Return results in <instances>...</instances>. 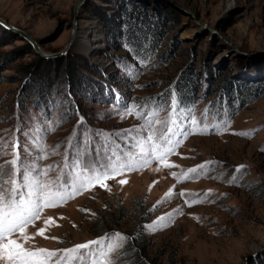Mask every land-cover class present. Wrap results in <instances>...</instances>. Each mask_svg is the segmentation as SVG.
Here are the masks:
<instances>
[{"label":"rangeland","instance_id":"obj_1","mask_svg":"<svg viewBox=\"0 0 264 264\" xmlns=\"http://www.w3.org/2000/svg\"><path fill=\"white\" fill-rule=\"evenodd\" d=\"M77 1L0 0V18L35 41L0 25V164L13 158L14 140L22 161L32 159L25 147L36 153L33 140L42 143L41 166L55 167L69 139L86 134L93 148L115 149L144 123L123 112L125 102L147 104L146 114L173 92L200 126H187L164 163L44 209L25 247L72 248L119 232L126 239L111 264H264V0H87L76 20ZM130 6L147 7L159 33L121 37ZM251 86L260 97L242 93Z\"/></svg>","mask_w":264,"mask_h":264},{"label":"snow or ice","instance_id":"obj_2","mask_svg":"<svg viewBox=\"0 0 264 264\" xmlns=\"http://www.w3.org/2000/svg\"><path fill=\"white\" fill-rule=\"evenodd\" d=\"M140 63L143 65L145 62L141 60ZM120 103V95L117 92L114 106ZM141 107L146 108L147 104L141 106L136 103H124L125 114H133L135 111L137 118L144 120L138 129L128 130L125 143L118 144L113 149L106 141L104 145L93 148V141L87 134L82 142L75 145L69 139L63 161L55 167L41 166L39 163L49 155L42 143L33 140L38 148L36 153L25 147L24 152L32 159L26 158L22 161L17 150L19 142L13 141V158L10 162L0 164V264H111L110 255L119 249L126 239L119 232L113 236L105 234L98 239L76 244L72 248L48 250L25 247L33 238L27 229L41 219V214L46 208L62 205L96 186L110 190L107 184L109 179L146 167L153 160L164 163L179 145L180 140L177 137L188 134L187 126H200L196 117L191 115L192 108L185 105L175 92L168 100L156 98L151 110L146 114L139 111ZM162 112L166 113L165 118H161ZM6 154L0 152V155ZM198 167L205 169L203 164ZM188 171L197 175L203 174L198 172L197 168ZM239 171L238 168L237 172ZM53 172H56L55 176L52 175ZM173 176L180 179L176 173H173ZM119 182L124 184L127 181ZM236 182L237 177L229 181ZM168 195H171V190ZM180 195L183 196L184 193L181 192ZM185 202L191 206L192 203L202 201ZM51 219L45 220L46 226ZM164 219L163 216L158 217V221ZM44 231V228H40L37 234L43 235Z\"/></svg>","mask_w":264,"mask_h":264},{"label":"trees","instance_id":"obj_3","mask_svg":"<svg viewBox=\"0 0 264 264\" xmlns=\"http://www.w3.org/2000/svg\"><path fill=\"white\" fill-rule=\"evenodd\" d=\"M124 11H125L124 21L122 24L123 32L121 34V37L130 36L135 29L137 30L145 29L146 30V32L144 33L145 35L140 38L142 40H144L145 38L149 36L153 38V36L159 33L161 26L158 23V19L151 15L147 7L141 8V7H136V6H130L128 9H125ZM190 85L191 84H188V81H187L183 89H180V93L185 94L186 93L185 90H188ZM260 91H261V88L259 86H251L249 88L248 87L242 88V93L244 94L246 92L250 96L251 100L260 97Z\"/></svg>","mask_w":264,"mask_h":264},{"label":"water","instance_id":"obj_4","mask_svg":"<svg viewBox=\"0 0 264 264\" xmlns=\"http://www.w3.org/2000/svg\"><path fill=\"white\" fill-rule=\"evenodd\" d=\"M87 0H79L77 1V3L75 4V7H74V17L75 19L77 20V17H78V14H79V11L81 9V7L83 6V4L86 2ZM0 25L6 27V28H9L11 30H14V31H18L22 34V36L25 38L26 41H28L29 43H31L33 46H35V41L26 33H23L19 30H17L16 28H14L12 25H10L7 21H5L4 19L0 18ZM75 27L77 25V22L74 23ZM74 36H75V29H74V32L72 33V37H71V41L69 43V45H71V43L73 42V39H74ZM68 45V46H69ZM67 49V47H66ZM63 50V52L60 54V55H63V53L65 52V50Z\"/></svg>","mask_w":264,"mask_h":264},{"label":"bare ground","instance_id":"obj_5","mask_svg":"<svg viewBox=\"0 0 264 264\" xmlns=\"http://www.w3.org/2000/svg\"><path fill=\"white\" fill-rule=\"evenodd\" d=\"M76 28V27H75ZM75 32H76V35L74 36V39H73V41H78L77 39H78V37H79V35H80V32H79V27L75 30ZM86 34L84 35V37H82V39L81 40H83V38L85 39L86 37ZM93 37V39H96V36H92ZM93 39H91V41H93ZM80 42V41H79ZM95 42V41H94ZM89 44V42H84V44ZM91 45H93V42H91L90 44H89V46H91Z\"/></svg>","mask_w":264,"mask_h":264}]
</instances>
